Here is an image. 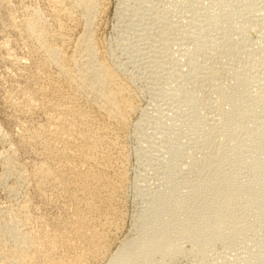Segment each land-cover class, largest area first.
<instances>
[{
    "label": "rangeland",
    "instance_id": "obj_1",
    "mask_svg": "<svg viewBox=\"0 0 264 264\" xmlns=\"http://www.w3.org/2000/svg\"><path fill=\"white\" fill-rule=\"evenodd\" d=\"M57 1L0 0V264L28 254L32 264H107L123 242L135 241L133 253L160 234L171 251L140 264H264V0H97L89 26L79 17L71 39L89 34L95 55L82 54L78 72L104 63L131 96L125 125L100 149L112 160L103 177L120 184L111 201L91 187L83 199L71 187L58 196L34 178L58 167L42 133L70 91L41 48L59 44ZM83 109L95 131L105 127L92 103ZM90 195L103 214L84 208ZM78 205L89 229L74 228ZM52 237L64 244L51 250Z\"/></svg>",
    "mask_w": 264,
    "mask_h": 264
},
{
    "label": "bare ground",
    "instance_id": "obj_2",
    "mask_svg": "<svg viewBox=\"0 0 264 264\" xmlns=\"http://www.w3.org/2000/svg\"><path fill=\"white\" fill-rule=\"evenodd\" d=\"M59 1V0H58ZM57 1V2H58ZM69 0H67L68 2ZM97 0H75V1H70L72 3H70V6H65L62 3L60 5H57L56 2V7H57V12H54V14L59 15V19L60 16L65 20V22H63L62 24H58L60 29V35L58 37V45H53L52 43H42L41 48L43 50V53H45V56H47V58L49 59V61L52 63L51 65H55L54 67L57 68L58 70V74H60V76H62V78H64V81L66 83L67 88L70 90H68L69 92H65L62 89H60V87H58L57 84H59V80L58 77H50L49 79V86L54 89V90H62V94L64 98V101L62 103L61 106V111H59L60 113L56 116L55 119L52 118V120L48 119V129L47 131H44L46 133H42V134H49L51 135L50 137L52 139V142H50V152L48 151L49 155H46V159H52L53 162H55L58 167L56 170H54V168H49L47 165H50L51 163L54 164L53 162H50L49 164H47V168L43 167L42 165L40 167H43L44 169L40 170V172L36 175L34 178L39 184H41L40 186H43L48 184L55 190V194L58 196H66L67 194V190L69 189L68 187H71V191L72 189H74L77 193L80 194V196L83 199V196H89V194L94 190V192H97L98 195H96V197L105 195L106 196V200H110L111 196L113 195V193H115L116 190V186H119L118 184L116 185L115 183H113L112 179H108L104 178L105 174L108 173L107 169V165H109L110 162H108L110 159V157L105 156V152H103L101 154V147L104 144H108V141L106 140V136H108L109 134V129H114L115 126H120L121 128L125 125L126 122V118L130 112V108L132 107L131 105V96L129 95L126 87L123 85V82L121 83L120 81H118L115 77V73L110 69V67H108L106 64H99L96 67H93L92 69L90 68V71L88 70V74H86L85 72L83 75L81 72L83 71L80 70L81 69V55L82 54H87V56L89 58L94 57L95 55V49L93 46V43L91 42V38L89 36V34H84L81 38H79L78 40H73L71 39L72 33L75 32L76 29V25L78 24V22L81 20L79 17L81 16V18H84L85 21L84 23L89 26L91 24V15L94 13L97 3ZM66 3V1H64ZM64 3V4H65ZM53 8V7H52ZM55 8V6H54ZM18 9V8H17ZM56 10V9H55ZM52 10V11H55ZM52 13V12H51ZM79 13V14H78ZM81 13V14H80ZM54 16V15H53ZM52 16V17H53ZM61 18V19H62ZM14 19V18H13ZM58 19V18H57ZM81 22V21H80ZM61 23V22H60ZM32 24V23H31ZM56 25V24H55ZM35 26V25H34ZM32 27V25H31ZM30 27V28H31ZM58 27V26H57ZM88 29V28H87ZM18 32V31H17ZM28 32V31H27ZM32 32V31H31ZM37 32V30H36ZM35 33V32H33ZM39 33V32H38ZM38 33L36 34L35 37H37ZM23 34V33H22ZM42 34H40L41 36ZM39 36V35H38ZM57 39V38H56ZM40 40V39H39ZM51 40V39H50ZM42 41V40H41ZM45 42V41H44ZM55 42V41H54ZM38 44V43H37ZM72 45V50H70V53H66V48L68 45ZM68 50V49H67ZM97 51V50H96ZM65 52V53H64ZM83 57V56H82ZM47 60V59H46ZM86 60V59H85ZM91 60V59H90ZM47 63V62H46ZM81 63V65H80ZM101 63V62H100ZM44 64V63H43ZM39 65V64H38ZM41 65V64H40ZM40 69V68H39ZM81 72H78V71ZM81 73V77L77 76V72ZM85 71V70H84ZM17 76V75H16ZM59 76V75H58ZM61 78V77H60ZM59 78V79H60ZM89 79V80H88ZM90 81V82H86ZM58 82V83H57ZM60 86V85H59ZM84 87L86 89H84ZM51 94V93H50ZM60 94V93H59ZM30 95V94H29ZM57 95V94H56ZM67 95V96H66ZM85 95H89V99H87V97ZM55 96V95H54ZM61 96V95H60ZM40 97V96H39ZM86 97V98H85ZM79 99H83V104L84 102L86 104H90L92 103L93 105V109L94 112L96 113L98 116H101L102 119H105L106 123L104 124L105 127H102L101 129H99V131H95V129H93V127L91 126V119L89 116V112H87V110L83 109V104H81L79 102ZM226 99V98H225ZM22 101V100H21ZM57 104V103H56ZM81 104V105H80ZM87 106V105H85ZM89 106V105H88ZM60 107V105H59ZM58 107V108H59ZM36 108V107H35ZM85 108V107H84ZM91 108V107H89ZM88 109V108H87ZM92 109V108H91ZM133 109V108H132ZM9 110V109H8ZM58 111V109H56ZM89 110V109H88ZM47 112V111H46ZM96 116V115H95ZM98 121V120H97ZM100 123V122H99ZM37 124V123H36ZM43 127V126H42ZM41 128V127H40ZM118 128V127H117ZM115 130V129H114ZM40 131V130H39ZM231 131V130H230ZM114 132V131H112ZM39 133V132H38ZM38 135V134H36ZM35 135V136H36ZM41 135V134H39ZM45 136V135H44ZM42 136V138L44 137ZM47 137V136H46ZM33 138H35L33 136ZM41 138V139H42ZM48 138V139H51ZM47 139V140H48ZM46 140V139H45ZM35 141V140H34ZM49 141H47L48 143ZM44 143V141H43ZM112 144V143H110ZM114 144V143H113ZM45 145V144H44ZM83 148V154L82 155V159L78 160L79 162H76V160L74 161L73 157L75 153H78L79 147ZM224 146V145H223ZM43 147H46L43 146ZM104 147V146H103ZM46 149V148H45ZM101 149V151H100ZM81 151V153H82ZM47 152V151H45ZM105 154V155H104ZM79 155V154H78ZM104 155V157H103ZM47 156H49L47 158ZM76 156V155H75ZM95 156V157H94ZM111 156V155H110ZM94 157V158H93ZM115 157V156H114ZM73 159V161L71 160ZM51 161V160H50ZM80 161L83 163H81L82 166H86L84 167V169L86 168L87 171H84L83 173H79V171L81 170L79 166L80 165ZM104 163V167L106 168V173H104L105 169L102 165V163ZM47 163V161H46ZM44 163V164H46ZM55 165V164H54ZM53 165V166H54ZM56 165V166H57ZM55 166V167H56ZM51 167V166H50ZM112 167V166H111ZM123 168V167H122ZM39 170V169H38ZM82 171V170H81ZM112 171V170H111ZM118 174V173H117ZM101 175V176H99ZM104 175V177H103ZM122 175V173H121ZM107 176V175H106ZM119 176V174L117 175ZM116 176V178H117ZM120 177V176H119ZM122 177V176H121ZM115 178V179H116ZM120 179V178H119ZM122 179V178H121ZM118 180V179H117ZM114 182H118V181H114ZM120 183V182H119ZM25 184V183H24ZM122 184V183H121ZM173 184V183H172ZM116 185V186H115ZM258 185V184H257ZM39 186V187H40ZM256 186V185H255ZM48 187V186H47ZM88 187H91L92 190L90 191V193H88ZM170 187V186H168ZM38 188V187H37ZM68 188V189H67ZM89 188V190L91 189ZM39 189V188H38ZM43 189V188H42ZM117 189L119 190V188L117 187ZM121 189V187H120ZM258 189V188H257ZM44 190V189H43ZM259 190V189H258ZM261 190V189H260ZM40 191V190H39ZM42 191V190H41ZM120 191V190H119ZM117 191V192H119ZM237 191V190H236ZM240 191V189H239ZM73 192V191H72ZM122 192V191H121ZM256 192V191H255ZM75 193V192H73ZM197 193V192H196ZM257 193V192H256ZM72 194V193H70ZM69 194V195H70ZM76 194V193H75ZM92 194V193H91ZM94 194V193H93ZM117 194V193H115ZM166 194V193H165ZM74 195V194H73ZM72 195V196H73ZM223 195V194H222ZM55 196V195H54ZM71 196V197H72ZM75 196V195H74ZM79 196V195H78ZM79 196V198H80ZM117 195H115L116 198ZM164 196V195H163ZM229 196V195H228ZM233 196V195H232ZM237 196V195H235ZM241 196V194H240ZM94 197V196H92ZM91 195L89 198H91V201H87V203L85 202V200H83L85 202V207L87 208V212L90 211L91 214H96L98 213L97 209L99 208V206H97L98 208H96L95 205H97V203L95 204V198L92 199ZM104 198V196H102ZM101 197V198H102ZM261 197V196H260ZM50 198V197H49ZM66 199V197H64ZM70 198V196H68V199H74ZM98 198V199H99ZM160 198V197H159ZM62 199V198H61ZM67 199V201H68ZM80 199V200H82ZM87 199V198H86ZM162 199V198H161ZM179 199V198H178ZM229 200L226 199L227 204L226 208L229 210L232 206V202L234 199H230ZM79 201V199H77ZM114 200V199H113ZM158 200V199H157ZM76 201V200H75ZM101 201V200H100ZM98 201V202H100ZM105 201V200H104ZM111 201V200H110ZM181 201V200H180ZM221 201V200H220ZM235 201V200H234ZM260 201V200H259ZM77 202V201H76ZM75 202V203H76ZM81 201V203H84ZM97 202V201H96ZM103 202V199L102 201ZM157 202V201H156ZM175 202V201H174ZM65 203V202H64ZM106 203H108L106 201ZM155 203V202H154ZM182 203V202H181ZM26 204V203H25ZM73 204V203H72ZM100 204V203H99ZM109 204V203H108ZM117 204V203H116ZM166 204V203H165ZM170 204V203H169ZM259 204V203H258ZM261 204V203H260ZM30 205V204H29ZM67 205V204H65ZM75 205V204H74ZM107 205V204H106ZM110 205V204H109ZM167 205V204H166ZM234 205V204H233ZM87 206V207H86ZM103 206V205H102ZM101 206V208H102ZM153 206V205H152ZM165 206V205H164ZM66 207V206H65ZM107 207V206H106ZM163 207V205H162ZM166 207V206H165ZM176 207V206H175ZM246 207V206H245ZM259 207V206H258ZM84 208L81 205H78L72 209H74L73 214L71 218H73V225L74 228L76 229H80L81 230H85V229H89V222H86V218L85 217V212H84ZM109 208V207H107ZM111 208V207H110ZM109 208V209H110ZM153 208V207H152ZM156 208V207H155ZM234 208V207H233ZM260 208V207H259ZM105 209V208H103ZM114 209V208H111ZM111 209L109 211H111ZM164 209V207H163ZM220 209V208H219ZM86 210V209H85ZM99 211L101 210L100 208L98 209ZM115 210V209H114ZM161 210V209H160ZM166 210V208H165ZM233 210V209H231ZM236 210V209H235ZM248 210V209H247ZM261 210V209H260ZM69 211V210H68ZM103 211V210H101ZM100 211V212H101ZM158 211V210H157ZM164 211V210H163ZM168 211V210H167ZM116 212V211H115ZM115 212H111L113 213L111 215L114 216ZM160 214L162 212L159 211ZM230 212V210H229ZM247 212V211H246ZM102 213V212H101ZM105 213H108L105 211ZM233 213V212H232ZM235 213V212H234ZM88 216V213H86ZM90 214V213H89ZM100 214V213H99ZM98 214V215H99ZM103 214V213H102ZM110 214V212H109ZM108 214V215H109ZM118 214V213H117ZM120 214V213H119ZM157 213H155L156 215ZM229 214V213H228ZM249 214V213H248ZM252 214V213H251ZM151 215V214H150ZM149 215V216H150ZM154 215V216H155ZM159 215V214H157ZM203 215V214H200ZM225 215V214H224ZM222 215V216H224ZM227 215V214H226ZM225 215L226 218H228ZM247 215V214H246ZM63 216V215H62ZM69 216V215H68ZM96 216V215H95ZM220 216V217H222ZM229 216V215H228ZM231 216V214H230ZM234 216V215H233ZM262 216V215H261ZM92 217V216H91ZM100 217V216H99ZM102 217V216H101ZM104 217V216H103ZM157 217V216H156ZM204 217V216H203ZM208 217V216H207ZM225 217L223 218L225 220ZM25 218V217H24ZM39 218V217H38ZM70 218V217H69ZM144 218V217H143ZM162 218V217H161ZM262 218V217H261ZM260 218V219H261ZM89 219V218H88ZM115 219V218H114ZM158 219V218H157ZM206 219V218H205ZM221 219V218H220ZM231 219V218H230ZM90 220V219H89ZM229 220V219H228ZM232 220V219H231ZM235 220V219H234ZM37 221V220H36ZM142 221V220H141ZM226 222H230L232 223V221H227V219L225 220ZM240 221V220H238ZM70 222V221H69ZM105 222V221H104ZM116 222V221H115ZM139 222V221H138ZM225 222V223H226ZM258 222V220H257ZM71 223V224H72ZM113 222H111L110 224H112ZM141 223V222H140ZM139 223V224H140ZM158 223V222H157ZM186 223V222H185ZM200 223V222H199ZM244 223V222H243ZM249 223V222H248ZM263 223V222H262ZM30 224V223H29ZM70 224V225H71ZM99 224V223H98ZM107 224V223H106ZM241 224V223H240ZM156 225V224H155ZM32 226V225H31ZM46 226V225H45ZM72 226V225H71ZM70 226V227H71ZM188 226V225H187ZM192 226V225H191ZM202 226V225H201ZM69 227V226H67ZM103 227V226H102ZM106 227V226H105ZM112 227V226H111ZM73 228V226L71 227ZM96 228V227H95ZM195 228V227H194ZM197 228V227H196ZM48 229V228H46ZM67 229V228H65ZM104 229V228H103ZM110 229V228H109ZM193 230V229H192ZM243 230V229H242ZM73 231V230H72ZM79 230H77L76 232L78 233ZM80 231L78 234H80ZM198 231V230H197ZM61 232V231H60ZM66 232V231H65ZM71 232V230H70ZM75 232V233H76ZM86 231H83V233H85ZM161 232V231H160ZM45 233V232H44ZM76 233V234H77ZM102 233V232H101ZM166 233V232H165ZM202 233V232H201ZM77 234V235H78ZM86 234V233H85ZM76 235V236H77ZM166 235V234H165ZM164 234H160V239H156L158 240L155 243L152 244H147L146 241H143L142 243L137 244L138 247V251H134L129 252L128 250V246L130 244L135 243V241H126L123 242L121 244V247L118 249L117 253L110 259V261L107 264H140L142 263V260L144 257H146L147 255L151 256L150 253H153V255H156V253H160L165 254L166 251L172 247H169V244L167 243V240L169 239H165L164 237H166ZM53 236V235H52ZM79 236V235H78ZM81 236V235H80ZM85 236V235H83ZM82 236V237H83ZM92 236V235H91ZM97 236V235H96ZM99 236V235H98ZM169 236V235H168ZM126 237V236H125ZM45 238V237H44ZM51 238V237H50ZM49 238V239H50ZM53 238V237H52ZM96 238V237H95ZM48 239V237H47ZM54 239V238H53ZM97 239V238H96ZM110 239V238H109ZM174 239V238H173ZM59 240H64L61 239V237L59 238ZM57 240H46L47 243L44 244L46 247L48 245V247L52 248L53 247H57V245L59 244V241ZM95 240V239H94ZM45 241V240H43ZM150 241V240H149ZM154 242V241H153ZM61 243V242H60ZM63 243V241H62ZM97 243V242H96ZM170 243V242H169ZM64 244V243H63ZM62 244V245H63ZM100 244V243H98ZM101 245V244H100ZM171 245V244H170ZM64 246V245H63ZM70 247V246H69ZM97 247V246H96ZM135 248V247H134ZM5 249V248H4ZM48 249V248H47ZM55 248H53L54 250ZM132 249V248H131ZM137 249V248H136ZM38 251V250H37ZM99 251V250H98ZM171 251V248L170 250ZM51 252V251H50ZM55 252V251H54ZM23 253V252H22ZM53 253V252H52ZM49 254V253H48ZM171 254V253H170ZM22 255V254H21ZM26 254H24L25 256ZM159 255V254H157ZM169 255V253L167 254ZM2 257V256H1ZM23 257V255H22ZM21 256H17L16 259V264H32L34 262L33 257H35L34 255H26L24 258H22ZM89 257V256H88ZM101 257V255H100ZM148 258V256H147ZM12 260V259H11ZM45 260V259H44ZM80 260V259H79ZM81 261V260H80ZM11 262V261H10ZM78 262V261H76ZM7 263V262H6ZM81 263V262H80ZM11 264V263H10ZM15 264V262H14Z\"/></svg>",
    "mask_w": 264,
    "mask_h": 264
}]
</instances>
